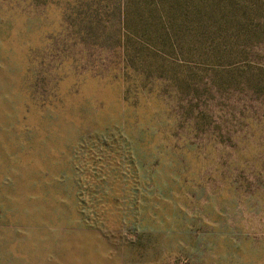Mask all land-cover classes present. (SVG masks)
<instances>
[{"label": "rangeland", "instance_id": "obj_1", "mask_svg": "<svg viewBox=\"0 0 264 264\" xmlns=\"http://www.w3.org/2000/svg\"><path fill=\"white\" fill-rule=\"evenodd\" d=\"M115 3L0 0V264H264V93L143 77Z\"/></svg>", "mask_w": 264, "mask_h": 264}, {"label": "trees", "instance_id": "obj_2", "mask_svg": "<svg viewBox=\"0 0 264 264\" xmlns=\"http://www.w3.org/2000/svg\"><path fill=\"white\" fill-rule=\"evenodd\" d=\"M113 1L120 25L126 24L141 43L130 57L142 67L143 77L177 68L158 50L182 55L193 49L199 60L196 73L209 75L213 90H227L229 96L244 89L264 93L258 54L264 48V0H130L133 8H124L126 0ZM187 67L180 79L185 87L196 78L195 68Z\"/></svg>", "mask_w": 264, "mask_h": 264}]
</instances>
